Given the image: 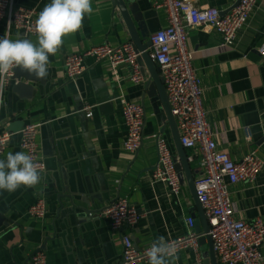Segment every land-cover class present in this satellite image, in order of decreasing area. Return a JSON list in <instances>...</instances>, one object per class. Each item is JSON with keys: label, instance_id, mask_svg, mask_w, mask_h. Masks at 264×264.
Returning <instances> with one entry per match:
<instances>
[{"label": "crops", "instance_id": "obj_1", "mask_svg": "<svg viewBox=\"0 0 264 264\" xmlns=\"http://www.w3.org/2000/svg\"><path fill=\"white\" fill-rule=\"evenodd\" d=\"M120 1L127 9L128 22L117 0H91L93 12L84 17L81 29L63 36L61 47L49 57L44 82L21 79L33 86L31 97L11 91L9 82L0 89V126L7 128L20 120L38 124L39 153L46 165L35 187L0 192V212L9 222L0 228V264H31L30 256L38 249L45 251L47 264H121V234L127 233L137 248L148 247L158 237L167 240L184 234L188 217L194 220L193 230L203 236L201 207L190 188L192 179L195 182L202 174L198 146L184 148L186 172L143 59L139 57L138 62L144 79L138 83L128 78V64L111 68L105 60L92 57L85 59L86 68L79 77H66L63 60L67 54L101 43H134L136 38L145 44L150 33L166 25L165 13L152 8L150 0ZM195 1L223 10L233 2ZM49 2L14 0V5L34 7L37 18ZM2 35L37 41V34H24L4 20L0 21ZM221 42V35L210 26L188 28L187 48L193 53L208 127L217 146L232 159L254 151L264 160V54L258 52L264 43V0L257 2L231 44L221 46ZM121 99L145 107L143 141L133 153L123 147L126 127ZM85 104L91 106L90 116L85 115ZM19 129L0 158L22 150ZM154 134L166 140L176 160L182 178L178 194L150 179L157 161ZM227 189L236 217L259 218L264 223V166L254 181L228 183ZM39 197L45 199L47 212L41 219L32 218L27 209ZM118 197L126 198L141 214L133 227L114 230L106 217L87 214ZM176 257L174 264H212L207 239L199 238L198 252L182 249Z\"/></svg>", "mask_w": 264, "mask_h": 264}, {"label": "built area", "instance_id": "obj_2", "mask_svg": "<svg viewBox=\"0 0 264 264\" xmlns=\"http://www.w3.org/2000/svg\"><path fill=\"white\" fill-rule=\"evenodd\" d=\"M236 0L226 9L214 6H199L195 0H150L152 8L162 10L166 15V25L149 34V54L156 61L171 112L175 118L180 142L184 148L198 146V162L202 174L195 180V191L204 215L209 224L208 234L212 239L213 250L218 264H264V223L259 219L251 221L235 216V208L229 197L227 184L238 181H254L264 166V160L254 151L240 159L231 158L228 151L217 146L205 116L202 104V87L192 64L193 53L187 48V31L190 27L210 26L222 37L221 46L231 44L243 29L259 0ZM36 9L14 5V0H0V21H6L24 34H37ZM264 54V43L258 48ZM139 52L131 41L111 46L101 43L83 52L69 53L64 57L63 67L66 77L74 80L85 70V59L105 60L111 68L128 64L132 82L144 79ZM13 69L0 75V89L4 88ZM121 110L126 135L123 147L128 152H136L143 141L145 107L142 103L121 99ZM86 116L91 115V106H83ZM38 124L26 122L18 131L20 148L29 153L38 166L45 162L39 153L37 138ZM247 138L249 130L245 128ZM15 133L0 126V157ZM156 143L157 161L150 171L153 183L167 185L172 193L178 194L181 183L176 169V160L166 140L159 134L153 135ZM47 212L46 201L37 198L27 209L32 218L41 219ZM89 216L102 215L110 221L114 230L133 227L141 214L124 197L111 200ZM194 220L187 218V231L169 237L166 241L176 249H190L198 252L200 234L193 230ZM121 264H144L150 248H137L127 233L121 234ZM31 264H47L46 253L35 250L30 256Z\"/></svg>", "mask_w": 264, "mask_h": 264}, {"label": "clouds", "instance_id": "obj_3", "mask_svg": "<svg viewBox=\"0 0 264 264\" xmlns=\"http://www.w3.org/2000/svg\"><path fill=\"white\" fill-rule=\"evenodd\" d=\"M91 0H50L36 19L37 41L0 36V75L19 68L38 79L48 76L49 57L61 47L62 37L82 27L91 15ZM43 166H38L25 151L8 152L0 158V192H14L21 186L35 187L41 181ZM148 264H174L176 249L158 237L147 250Z\"/></svg>", "mask_w": 264, "mask_h": 264}, {"label": "water", "instance_id": "obj_4", "mask_svg": "<svg viewBox=\"0 0 264 264\" xmlns=\"http://www.w3.org/2000/svg\"><path fill=\"white\" fill-rule=\"evenodd\" d=\"M239 0H236L235 3H234V6L238 3ZM117 4H118V7L121 11V13L123 14V16L125 17V19L127 20L128 16H127V9L126 7L124 6L123 2H121L120 0H117ZM135 7L133 6V9ZM128 22V20H127ZM134 47H135V50L137 52H139V56H138V60H139V57L143 59L144 63L146 64L149 72H150V75H151V78H152V81L154 83V85L156 86V89L159 93V98L161 100V103L164 107V111L166 113V116H167V119H169V122L171 123V127H172V130L174 131V134H175V138L177 140V146H178V151H179V154H180V162H181V165L183 166V168L185 169L186 172H188L189 170V165L187 163V157L185 155V152H184V147L182 146L181 142H180V137H179V132H178V129H177V125H176V122H175V118L171 112V107H170V104H169V101H168V98H167V94H166V91H165V88H164V85H163V80H162V77L160 75V70H159V67L156 63L155 60H153L151 57H150V54H149V49L148 47H150V41H146L145 44H142L139 40L134 39ZM23 78V81H36V82H44V79H38L36 77H34L33 75L25 72V71H22L20 70L19 68H14L13 69V74L12 76L10 77L9 79V84H10V88H11V91L13 92H16L18 93L19 95H22L26 98H29L31 97L32 95V85L30 84H26L25 82H23L21 79ZM23 124L22 120L20 121H13L11 122L8 126H7V129L12 131V132H15L19 129V127ZM45 169H46V165H45ZM176 169H177V165H176ZM179 175V174H178ZM181 176L179 175V180L181 181ZM190 188L192 189L193 193H194V198L198 204L199 207H201V204L197 198V195H196V191H195V182L192 181L190 182ZM201 209V215H200V222L202 223V226H203V236H200V240L202 239H207L208 240V248H209V253H210V258L212 260V264H217V261H216V256H215V252L213 250V244H212V239L210 237V235L208 234V230H209V224H208V221L204 215V212H203V209L202 207L200 208ZM9 222L8 220L5 218V215L3 213L0 212V228L3 226V227H6L8 226Z\"/></svg>", "mask_w": 264, "mask_h": 264}]
</instances>
